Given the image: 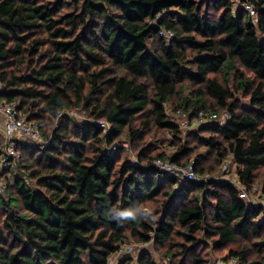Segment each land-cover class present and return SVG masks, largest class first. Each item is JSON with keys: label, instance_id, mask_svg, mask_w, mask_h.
<instances>
[{"label": "trees", "instance_id": "trees-1", "mask_svg": "<svg viewBox=\"0 0 264 264\" xmlns=\"http://www.w3.org/2000/svg\"><path fill=\"white\" fill-rule=\"evenodd\" d=\"M243 2L257 22L233 0H0V102L45 139L19 142V173L0 198V264H110L130 240L153 241L170 264H208L203 237L214 250L235 245L226 258L237 264H264V210L234 183L180 182L154 164L164 153L145 145L136 163L107 149L123 135L140 143L164 130L174 163L204 147L195 173H209L211 155L230 157L242 186L255 184L264 168V0ZM174 99L192 119H229L183 142L166 114ZM76 109L92 120L63 117ZM3 144L0 131V155ZM137 264L157 263L142 252Z\"/></svg>", "mask_w": 264, "mask_h": 264}, {"label": "rangeland", "instance_id": "rangeland-1", "mask_svg": "<svg viewBox=\"0 0 264 264\" xmlns=\"http://www.w3.org/2000/svg\"><path fill=\"white\" fill-rule=\"evenodd\" d=\"M239 6L240 5L238 3H235V9L240 8ZM254 22H257V18L254 19ZM239 99L242 100L241 98H239ZM176 101H177V99H174L171 103L166 105V114L169 116V119L172 122H173L172 119H175L177 121L176 117H172V114H175L177 111L175 109ZM206 114L211 115V113H208V112ZM226 114H228V116H229V113L227 111L221 112L220 114H218V119L220 121L227 122L228 118L226 117ZM64 116H67V118L73 119L77 122L91 121L92 120L89 113L87 111H85L84 109L70 110V112L66 111L63 114V117ZM26 118L28 119V117H26ZM98 124L100 127L103 128L104 134H108L110 132L109 125H107V124L105 125V123L102 121H99ZM56 125L60 126V124L58 125V122H56ZM0 126H2V125L0 124ZM197 127H199V126H197ZM197 127H195L194 125H190L189 127H186V128L180 126V128L183 129L182 130L183 142H185L186 140H188V141L193 140V137H191L190 132L195 130ZM204 135L208 136L210 134L206 133ZM27 139L28 138H26L25 140H27ZM29 140H31V139H29ZM44 140L45 139H43V135L41 133L40 139L33 140V141H40L42 143V142H44ZM173 141H174V138H173L171 133L164 131V130L154 129L152 131V133L144 136L143 142L140 141V143L139 142L131 143V141H129V137H127L126 135H123V137L120 139V142L118 141L119 143L116 145L115 148L109 147L107 149H108V152H110L112 154H116L117 157L121 158V160L127 159L131 162L136 163L137 159H138L137 154L140 150H142L144 148V145H145V148H146L145 153L146 154H150L151 151L154 154L164 153L165 158L162 159L161 161H163L164 163H167L171 168L174 169L175 174H172V175H174L173 177L178 179L180 182L186 181L187 180L186 179V173L189 170L188 168L191 166V164H194V159L197 156V154L204 152L205 148L204 147L198 148V150H196L194 152L193 156L190 158V162L186 163V161L183 160V162L181 164H178V163H174L170 159V156H172L177 149V146L171 145V143ZM156 161L154 162V164L156 163ZM18 164H19V162H18ZM18 164H17L16 169L11 172V177L14 176L15 174L19 173ZM203 166L206 167V169H207V171H209V173H207L205 175L196 174V180L207 181L209 179H214V180L227 181V182L234 183V185L240 190L241 198L245 199V201L247 203H249V205H251V203L252 204L256 203L255 202L256 200L261 201L264 205V168H262L258 171L256 182L251 188H248L250 191V194H248V198H246L244 196V194L246 192L245 191L246 187L242 186V184L239 182V179H238L237 174H236L238 166L236 165V163H234V161L230 157L226 158L223 161V163H218L215 160L214 155H211L210 157L207 158V160H205ZM172 175H170V176H172ZM190 181H193V180H190ZM249 199H253V200L255 199V201H253V200L250 201ZM255 205L256 204H254L252 206H255ZM261 207L264 210V207L263 206H261ZM147 211L149 214H152V210L149 207H148ZM203 243L206 244V246L204 248H202L201 250H199V254H201L205 259H208V261H209L208 264H227V263L228 264H237L235 260L226 258L228 255L229 249L230 248H236L235 245H231L228 248L221 249V250H214V249H212V247L207 248L208 245H211V243H212L211 240H207L206 238L203 237ZM252 243H253V240H250L243 245L249 247ZM125 244L122 245V247L118 251V253H116L115 255L112 256V258L110 259V264H137V259L142 252H149L151 254L152 259L157 264H167V263L170 264L169 259L164 254L165 250H161L160 248L156 247L153 241H151L149 244V243H139V242H136L135 240H130ZM122 249H123V251L121 252ZM171 261H174V259ZM186 263L192 264L191 259H188L186 261Z\"/></svg>", "mask_w": 264, "mask_h": 264}, {"label": "built area", "instance_id": "built-area-1", "mask_svg": "<svg viewBox=\"0 0 264 264\" xmlns=\"http://www.w3.org/2000/svg\"><path fill=\"white\" fill-rule=\"evenodd\" d=\"M235 3H238L243 7L246 11H248L254 19L256 18V12L252 4L244 3L243 0H233ZM160 35L165 39H172L173 33L162 30ZM61 116V115H60ZM172 117H176L172 119L174 123L181 127H189L190 125H194L195 127L209 124V123H221L224 121H220L217 115L211 114L207 115L205 112H200L198 117L190 118L189 114L183 110H177L175 114H172ZM226 117L229 119L228 114ZM189 120V121H188ZM185 121V122H184ZM103 122V121H102ZM105 123V122H104ZM0 130L2 133V137L4 139L3 148L0 155V198L7 199V177H11V172L16 169L17 164L21 158V153L19 151L18 145L19 142L24 141L26 138L31 140L40 139L41 132L39 126L29 121L26 118V115L22 114L16 105L14 104H5L0 102ZM107 123H105L106 125ZM108 125V124H107ZM110 127V126H109ZM42 138V137H41ZM156 167L164 172L166 175L170 176L175 174L174 169L171 168L167 163L158 159L155 163ZM189 170L186 173L187 180H196L195 170L192 166L188 168ZM174 175L170 176L173 177ZM244 196L248 198V194H250L249 189H245ZM252 201L253 199H249ZM255 201V199L253 200ZM251 205H260L263 206V203L259 200L255 201ZM123 249L121 250V252Z\"/></svg>", "mask_w": 264, "mask_h": 264}, {"label": "bare ground", "instance_id": "bare-ground-1", "mask_svg": "<svg viewBox=\"0 0 264 264\" xmlns=\"http://www.w3.org/2000/svg\"><path fill=\"white\" fill-rule=\"evenodd\" d=\"M70 112V111H69ZM83 113V112H82ZM79 114V113H78ZM221 116V115H220ZM82 117V116H81ZM252 204V203H251ZM150 244V243H149ZM126 245V244H125ZM135 246V245H134ZM149 246V245H148ZM131 247V246H130ZM133 247V246H132ZM136 248V247H135ZM131 250V249H130ZM129 250V251H130ZM128 252V251H127ZM137 253V252H136ZM120 254V253H119ZM134 256V255H133ZM137 256V255H136ZM114 258V257H113ZM134 259V258H133ZM168 264V263H167Z\"/></svg>", "mask_w": 264, "mask_h": 264}]
</instances>
